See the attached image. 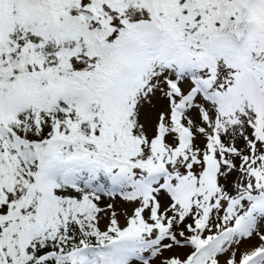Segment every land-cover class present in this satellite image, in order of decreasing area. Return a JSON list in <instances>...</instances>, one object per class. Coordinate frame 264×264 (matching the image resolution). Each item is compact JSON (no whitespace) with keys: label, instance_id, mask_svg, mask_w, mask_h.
Segmentation results:
<instances>
[{"label":"snow or ice","instance_id":"1","mask_svg":"<svg viewBox=\"0 0 264 264\" xmlns=\"http://www.w3.org/2000/svg\"><path fill=\"white\" fill-rule=\"evenodd\" d=\"M0 264H264V0H0Z\"/></svg>","mask_w":264,"mask_h":264}]
</instances>
